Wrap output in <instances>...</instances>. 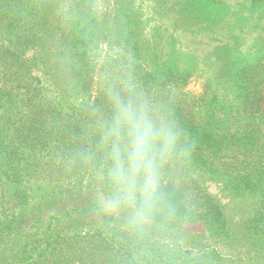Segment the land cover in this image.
I'll use <instances>...</instances> for the list:
<instances>
[{"label": "trees", "instance_id": "16d2710c", "mask_svg": "<svg viewBox=\"0 0 264 264\" xmlns=\"http://www.w3.org/2000/svg\"><path fill=\"white\" fill-rule=\"evenodd\" d=\"M135 1L0 0V264H264V0H150L149 22ZM128 84L179 137L146 223L100 198Z\"/></svg>", "mask_w": 264, "mask_h": 264}, {"label": "clouds", "instance_id": "9594fccd", "mask_svg": "<svg viewBox=\"0 0 264 264\" xmlns=\"http://www.w3.org/2000/svg\"><path fill=\"white\" fill-rule=\"evenodd\" d=\"M125 87L127 98L110 93L112 118L101 132L106 158L101 178L109 192L100 198L107 209L129 210L133 222L146 223L163 207L161 171L179 137L172 123L158 121L137 99L132 85Z\"/></svg>", "mask_w": 264, "mask_h": 264}, {"label": "rangeland", "instance_id": "374dc122", "mask_svg": "<svg viewBox=\"0 0 264 264\" xmlns=\"http://www.w3.org/2000/svg\"><path fill=\"white\" fill-rule=\"evenodd\" d=\"M155 8L158 10L156 4L150 0H136L134 4V10L139 19H143V21L149 22V21H157V19H161L157 12L155 11ZM179 47V46H177ZM214 54H213V61L219 60L221 65L224 67V72H228L229 70V52L228 47L224 45H215L211 46L209 48ZM201 62V61H199ZM216 63V62H215ZM200 70V73H198L193 79L190 80L189 84L185 88V92L190 93L191 95L195 97H199L204 93L205 89V81L211 77L209 71H203L206 70L204 66H199L198 68ZM213 194H216L219 199L222 201L224 205L227 207V213L229 212L230 216H234V220H239V214H236L238 211V202L230 200L227 196H225L219 188L215 187L214 185H211L210 187ZM237 203V205H236ZM242 206V205H241ZM247 208L245 209V212L242 214L243 216L246 214H249L248 206L249 204H246ZM248 209V210H247ZM188 229L195 232L196 234H204V227L202 223L193 222L190 223Z\"/></svg>", "mask_w": 264, "mask_h": 264}]
</instances>
